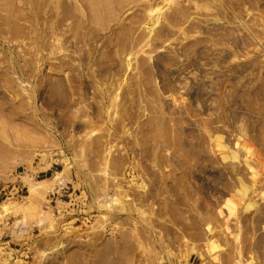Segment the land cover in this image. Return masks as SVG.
Instances as JSON below:
<instances>
[{
    "label": "rangeland",
    "instance_id": "374dc122",
    "mask_svg": "<svg viewBox=\"0 0 264 264\" xmlns=\"http://www.w3.org/2000/svg\"><path fill=\"white\" fill-rule=\"evenodd\" d=\"M59 172L0 264H264V0H0V186Z\"/></svg>",
    "mask_w": 264,
    "mask_h": 264
},
{
    "label": "crops",
    "instance_id": "0c3cea01",
    "mask_svg": "<svg viewBox=\"0 0 264 264\" xmlns=\"http://www.w3.org/2000/svg\"><path fill=\"white\" fill-rule=\"evenodd\" d=\"M45 177V176H44ZM48 180L47 177L36 180V181H46ZM26 188V185L21 182L17 181L13 184H7L0 186V197H7L9 195H14V198L18 201L21 198V195L23 193V189ZM63 189L61 188L59 190V193L56 191V197L55 194L53 195L55 201V207H57V203L61 202L60 196L63 193ZM52 209H55L54 206H50ZM44 222L43 221H32L30 223L23 222L22 219H19L17 221L16 226L8 227L3 231V237L4 241L3 243L8 245V248L10 250H14L17 252L16 256H21L24 254H27L29 252V249L31 246L38 240L43 237L42 235V229H43ZM39 237V238H38Z\"/></svg>",
    "mask_w": 264,
    "mask_h": 264
},
{
    "label": "bare ground",
    "instance_id": "6f19581e",
    "mask_svg": "<svg viewBox=\"0 0 264 264\" xmlns=\"http://www.w3.org/2000/svg\"><path fill=\"white\" fill-rule=\"evenodd\" d=\"M234 157V155H233ZM22 181L28 188V197L33 198L38 194L48 191L50 188H56L61 185V173H56L52 180L48 183V181H33L24 177ZM2 212L10 213V205L7 203L1 204Z\"/></svg>",
    "mask_w": 264,
    "mask_h": 264
}]
</instances>
